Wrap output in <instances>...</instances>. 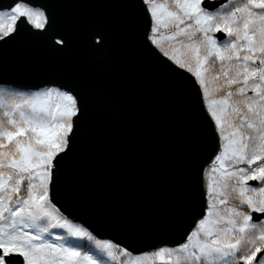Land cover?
Here are the masks:
<instances>
[{"label": "water", "instance_id": "water-1", "mask_svg": "<svg viewBox=\"0 0 264 264\" xmlns=\"http://www.w3.org/2000/svg\"><path fill=\"white\" fill-rule=\"evenodd\" d=\"M15 2L0 0V10ZM32 2L47 23L37 29L21 18L11 38L0 41V84L53 85L79 101L52 202L132 253L183 242L205 213L203 170L219 150L191 74L150 43V14L141 0ZM224 2L203 0L202 7ZM167 212L183 220L182 229L168 225ZM186 213L193 216L185 224Z\"/></svg>", "mask_w": 264, "mask_h": 264}, {"label": "snow or ice", "instance_id": "snow-or-ice-1", "mask_svg": "<svg viewBox=\"0 0 264 264\" xmlns=\"http://www.w3.org/2000/svg\"><path fill=\"white\" fill-rule=\"evenodd\" d=\"M141 2L150 14V43L159 48L157 34L171 29L166 38L186 49L184 59L167 51L163 55L191 74L214 120L220 150L205 172L206 177L220 174L214 202H208L206 214L175 247L136 255L96 239L64 218L51 196L57 164L76 132L77 97L57 88L0 96V264H264V0H227L220 5L224 11L216 12L205 11L203 0ZM21 18L37 29L47 23L45 11L32 0H16L0 10V41L11 38ZM212 33L224 38L218 43ZM213 72L217 86L210 92L205 73ZM220 91L224 95L212 98ZM225 123L231 129L227 134ZM207 192H214L211 182ZM231 193L238 194L248 212L228 207ZM252 213L261 215L254 220Z\"/></svg>", "mask_w": 264, "mask_h": 264}, {"label": "rangeland", "instance_id": "rangeland-1", "mask_svg": "<svg viewBox=\"0 0 264 264\" xmlns=\"http://www.w3.org/2000/svg\"><path fill=\"white\" fill-rule=\"evenodd\" d=\"M229 7H231V5H229ZM150 33V32H149ZM171 34V32H167L166 34H164V35H161V34H157L158 35V44H159V49H160V51L163 53V51L161 50V47H162V43H164V42H169L170 44H171V46H172V44H174V46H173V48H172V50L170 51V53H169V55L170 56H176V57H178V58H181L182 60L184 59V52L186 51V49H184L180 44H178L177 43V41L176 40H168L166 37L167 36H169ZM178 39V38H177ZM219 43V42H218ZM175 49V50H174ZM193 69L195 70V64L193 63ZM209 74V76H210V73H205V76L206 77H208L207 75ZM211 76H212V74H211ZM208 79V78H207ZM209 83H210V81H209ZM208 83V87H209V91L210 92H212L213 91V89L215 88H212L211 86H210V84ZM47 88H57L56 86H46V87H41L40 89H37V90H31V89H29V90H24V89H16V88H13V87H11V86H0V96H8V97H13V98H15V97H17L19 94H25V95H30V94H32V93H35V92H38V91H40V90H42V89H47ZM58 89V88H57ZM63 90V89H62ZM219 93V95H217V93H214L213 94V96H212V98H214V99H219L220 97H221V95H224V92L223 91H221V92H218ZM248 95H253V93L251 92V90H249L248 91V93H247ZM234 99H236V97H234ZM15 102H20L18 99L17 100H15ZM206 105V104H205ZM213 108H216L217 106L216 105H213L212 106ZM244 111H246V109L244 110ZM210 114V113H209ZM219 114V113H218ZM211 115V114H210ZM231 119V117H229L228 118V116H222V120H224V121H228V120H230ZM225 128H226V134H227V132H230L231 131V129L230 128H227V123H225L224 125H223ZM220 143L221 144H223V143H225V141H220ZM220 150V149H219ZM218 153V152H217ZM240 167H244L243 165H239ZM211 167H212V162L209 164V165H207L206 166V168L204 169V175H203V183H204V189H205V193L207 194V202H206V204L208 205V202H210V201H213L214 202V194H215V189H217V187H218V185L216 184V180L217 179H219V177H220V174H219V172H217V173H212L211 174V176H209V177H206L205 176V172H206V170H208L209 172L211 171ZM216 167H219V165L217 164L216 165ZM209 182H211L212 183V186H213V189H214V192H213V194L212 195H210L208 192H207V184L209 183ZM238 197V194H236V193H231L230 195H229V197H228V199L229 198H233V199H235V200H238L239 201V199L237 198ZM228 207H231L230 205L228 206ZM206 208H207V206H206ZM238 210V209H237ZM238 211H242V210H238ZM205 214H206V212H205ZM204 214V215H205ZM64 217V216H63ZM64 218H66V217H64ZM203 218V217H202ZM202 218H200V219H202ZM67 219V218H66ZM200 219H198V221L200 220ZM69 220V219H68ZM70 221V220H69ZM197 221V222H198ZM72 224H74V225H78V226H82L80 223L78 224V223H75V222H73V221H70ZM196 222V223H197ZM195 226H196V224H195ZM193 230V229H192ZM191 230V231H192ZM56 234H64V235H66V232H65V230H62V229H55V230H53ZM190 231V232H191ZM189 232V233H190ZM188 233V234H189ZM92 234V233H91ZM93 235V234H92ZM94 236V235H93ZM95 237V236H94ZM96 238V237H95ZM69 239H71V238H69ZM97 239V238H96ZM102 241H104V240H102ZM185 242V241H184ZM183 242V243H184ZM84 243H91V242H87V241H85ZM182 244V243H181ZM158 249H160V248H156V250H158ZM156 250H149V251H145L144 253H153V252H155ZM141 254H143V253H141ZM137 255H139V254H137ZM105 260L107 261V258L105 257ZM108 264H113V262H108ZM142 264H151V262L150 261H142Z\"/></svg>", "mask_w": 264, "mask_h": 264}, {"label": "trees", "instance_id": "trees-1", "mask_svg": "<svg viewBox=\"0 0 264 264\" xmlns=\"http://www.w3.org/2000/svg\"><path fill=\"white\" fill-rule=\"evenodd\" d=\"M168 31L171 32V29H163V28H161L160 33H158V34L164 35V34H166ZM179 39H184V38L181 37V38H178V40H179ZM184 43H187V40H186V39L184 40ZM162 44H163L162 47H161V48H162V51H167V52H169V53H170V51L172 50V48H173V46H174V44H172V46H171V44H170L169 42H164V43H162ZM215 68H216V70L219 69V62L216 63ZM211 74L214 75L215 73L213 72V73H211ZM208 77H209V76H208ZM209 79H210V77H209ZM212 84L217 85V82H212ZM229 204L232 205V206L238 207L239 209L241 208V209H243L245 212H248V211H249L246 205L241 206V205L239 204V202L236 201V200L229 199V200H228V205H229Z\"/></svg>", "mask_w": 264, "mask_h": 264}, {"label": "bare ground", "instance_id": "bare-ground-1", "mask_svg": "<svg viewBox=\"0 0 264 264\" xmlns=\"http://www.w3.org/2000/svg\"><path fill=\"white\" fill-rule=\"evenodd\" d=\"M186 163V162H185ZM190 164V163H189ZM188 165V164H187ZM182 166H183V164H182ZM185 216H186V218L184 219V223L186 224L189 220H190V218L193 216V215H191V214H188V213H186L185 214ZM165 217L167 218V222H168V225L171 227V228H173V229H175V230H179V229H182V227H181V225H180V223H183V220H180V223L177 221V220H174L173 218H172V216H170V213H166L165 214ZM127 223V222H126Z\"/></svg>", "mask_w": 264, "mask_h": 264}, {"label": "flooded vegetation", "instance_id": "flooded-vegetation-1", "mask_svg": "<svg viewBox=\"0 0 264 264\" xmlns=\"http://www.w3.org/2000/svg\"><path fill=\"white\" fill-rule=\"evenodd\" d=\"M227 3V2H226ZM226 3H224V4H226ZM218 8H220V7H218ZM217 8V9H218ZM217 9L216 10H214V11H210V12H216L217 11ZM206 11V10H205ZM220 11H224V9H222V8H220ZM235 85L233 86V91L235 90ZM245 110V109H244ZM229 118V117H228ZM232 119H230L233 123H238L239 124V118L238 117H231ZM243 166H246V165H243ZM250 185H256V184H253V183H250V181L248 182Z\"/></svg>", "mask_w": 264, "mask_h": 264}]
</instances>
